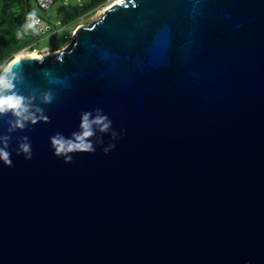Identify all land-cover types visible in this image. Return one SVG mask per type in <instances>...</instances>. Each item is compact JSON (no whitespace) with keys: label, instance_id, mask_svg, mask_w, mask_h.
<instances>
[{"label":"water","instance_id":"95a60500","mask_svg":"<svg viewBox=\"0 0 264 264\" xmlns=\"http://www.w3.org/2000/svg\"><path fill=\"white\" fill-rule=\"evenodd\" d=\"M13 71L50 122L0 116V264H264V0H120ZM97 109L95 152L55 157Z\"/></svg>","mask_w":264,"mask_h":264},{"label":"clouds","instance_id":"9594fccd","mask_svg":"<svg viewBox=\"0 0 264 264\" xmlns=\"http://www.w3.org/2000/svg\"><path fill=\"white\" fill-rule=\"evenodd\" d=\"M42 22L38 18L37 11L34 9L29 12L25 18L21 30L16 32L17 38H22L28 31L38 32V25ZM17 61L13 60L7 65L0 66V116L11 115L8 123V132L25 129L28 124L35 125L39 121L49 123L50 119L44 115L40 107L33 108V101L36 96L25 97L13 91L15 84L22 79L20 73L13 71V65ZM54 100L52 92L45 91L40 94L42 104H51ZM111 120L107 115H102L101 110L97 109L95 114L84 112L81 116L79 133H73L71 137H65L61 133H56L50 137V146L53 155L57 158H63L65 163L72 162L73 154H91L95 152V147L91 141L94 135L93 128L96 127L101 133L107 132L111 128ZM115 134H113L114 138ZM11 136H0V163L5 167H12V152L8 150ZM115 145L105 148L108 153ZM16 155H23L25 161L32 159V146L27 136L20 137Z\"/></svg>","mask_w":264,"mask_h":264},{"label":"rangeland","instance_id":"374dc122","mask_svg":"<svg viewBox=\"0 0 264 264\" xmlns=\"http://www.w3.org/2000/svg\"><path fill=\"white\" fill-rule=\"evenodd\" d=\"M115 1L119 0H62L55 3L47 11L40 12L34 0H27V6L24 2L0 0V66L9 64L13 56L19 51H31L30 49H23L21 38L18 39L16 36V32L22 28L27 10L31 12L35 9L37 14L42 16L51 26L53 34L33 42V48L38 53H42L44 48L53 50L65 48L64 35L70 31H76L78 27L87 26L97 21L105 8ZM60 7L64 8L58 12L57 16ZM78 7L88 10L83 15L73 19ZM61 20H69V22L63 23Z\"/></svg>","mask_w":264,"mask_h":264},{"label":"built area","instance_id":"2783aa9c","mask_svg":"<svg viewBox=\"0 0 264 264\" xmlns=\"http://www.w3.org/2000/svg\"><path fill=\"white\" fill-rule=\"evenodd\" d=\"M10 1H21V2H24V4H26L27 6V0H10ZM62 0H34L35 2V5L37 6L38 10L40 12H45L47 11L51 6H53L55 3L57 2H60ZM59 11V9H58ZM58 11H57V16H58ZM30 11L27 10V14L29 13ZM26 14V16H27ZM25 16V18H26ZM25 18H24V21H23V24L25 23ZM38 18L41 20L42 24L41 25H38L37 26V29L39 30L38 32H33V31H28L26 33V35H29L31 36L34 41L35 40H41L43 39L44 37L48 36V35H51L53 34L52 31H51V26L50 24L42 17L38 14ZM23 26V25H22ZM75 32V31H74ZM74 32L73 31H70L68 34L64 35L63 39L65 41V48L69 45V43L72 41L73 39V35H74ZM34 44V43H33ZM33 44L29 45L28 47H26L25 49L27 50H32V51H37L36 49L33 48ZM59 49V48H57ZM64 49V47L62 48ZM61 49V50H62ZM44 50H53L51 48H44L42 49V51Z\"/></svg>","mask_w":264,"mask_h":264},{"label":"bare ground","instance_id":"6f19581e","mask_svg":"<svg viewBox=\"0 0 264 264\" xmlns=\"http://www.w3.org/2000/svg\"><path fill=\"white\" fill-rule=\"evenodd\" d=\"M117 2L118 1H115L113 4H115ZM110 6H107L105 9H107ZM104 11L102 13H104ZM81 27H84V26H81ZM59 51H61V50H45L42 53H38L37 51H26V50H23V51L17 53L16 55H14L13 58L10 60V62H12L13 60L18 61V60L27 59V58L41 59V58H43L45 56L55 55V54L59 53Z\"/></svg>","mask_w":264,"mask_h":264},{"label":"trees","instance_id":"16d2710c","mask_svg":"<svg viewBox=\"0 0 264 264\" xmlns=\"http://www.w3.org/2000/svg\"><path fill=\"white\" fill-rule=\"evenodd\" d=\"M19 2H21V1H19ZM22 3V2H21ZM64 7H60L59 8V11L60 10H62ZM86 10H88V9H82V7H78V9H77V13H76V15H74V17H73V19L74 18H77L78 16H81V15H83L85 12H86ZM58 11V12H59ZM63 23H67V22H69V20H61ZM21 41H22V43H21V47L23 48V49H25L26 47H28L29 45H31V44H33V42H34V39L31 37V36H29V35H26V34H24L23 36H22V38H21ZM23 51V50H22ZM32 51V50H31ZM19 52H21V51H19ZM18 52V53H19ZM17 54V53H16ZM15 54V55H16Z\"/></svg>","mask_w":264,"mask_h":264}]
</instances>
